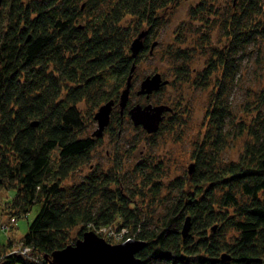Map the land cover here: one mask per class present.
I'll return each mask as SVG.
<instances>
[{
    "label": "trees",
    "instance_id": "obj_1",
    "mask_svg": "<svg viewBox=\"0 0 264 264\" xmlns=\"http://www.w3.org/2000/svg\"><path fill=\"white\" fill-rule=\"evenodd\" d=\"M179 1L0 0V191H15L7 202L14 218L41 205L22 238L37 260L9 254L12 245L0 252V264H49L54 252L77 241L71 230L78 225L79 237L89 229L105 240L102 228H129L124 241L146 242L136 255L140 264H264L263 112L244 128L252 140L240 159L221 164L223 127L231 113L224 98L227 84L245 49L264 39V0H233L234 9L222 21L228 41L213 46L202 72L194 75L188 64L184 39L168 47L169 57L179 62V79L186 75L212 87L207 119L216 136L210 138L209 130L194 148L191 176L173 182L177 191L160 221L136 204L134 193L113 188L117 179L100 166L83 180L64 184L90 164L101 142L83 136L96 110L119 101L133 64L137 67L151 51V40L164 23L161 11ZM192 14L206 18L210 27L220 9L201 0ZM128 17L132 20L124 25ZM144 26L149 32L134 58L131 44ZM204 35L198 38L200 47L210 44ZM150 183L158 197L161 184ZM187 217L191 229L184 238ZM223 254L230 261H223Z\"/></svg>",
    "mask_w": 264,
    "mask_h": 264
},
{
    "label": "rangeland",
    "instance_id": "obj_2",
    "mask_svg": "<svg viewBox=\"0 0 264 264\" xmlns=\"http://www.w3.org/2000/svg\"><path fill=\"white\" fill-rule=\"evenodd\" d=\"M200 1L180 0L179 3L161 11L164 23L157 29L156 38L151 40V43H158L153 49V54L144 53L139 59L132 79L128 110L121 115L120 101H117L114 108L115 118L102 137H97L101 142L96 146L90 164L75 170L64 184L81 181L93 171L92 168L100 166V170H110L117 179L116 183H112L113 188L119 187L126 195L134 193L136 204L142 206L146 213L152 212L155 223L161 220L166 206L171 201L169 196L177 191L172 185L173 182L178 178L191 176L189 166L195 162L192 158L194 148L206 138L209 130L211 131L207 115L211 107L212 87L198 85L194 78L189 79L186 75L181 76L180 80L175 72L179 62L169 57L168 47H175L177 38L184 39L182 46L189 48L188 64L192 67L194 75L207 69L208 54L213 46L217 47L228 41L222 21L224 15L227 16L236 5L233 0H205L220 9V17H211V26L207 27L206 18L192 14V8L198 6ZM131 20L132 18L128 17L123 24L126 25ZM144 30H147L146 26L141 32ZM203 35L209 37L210 44L200 47L198 38ZM151 48L150 46L149 49ZM205 48L208 51H204ZM155 73L162 74L163 79L169 81L168 84L149 98L138 95L142 80ZM224 98L231 113L223 127L226 142L221 153V164L240 159L246 143L252 140L244 128L252 124L261 112L264 114V39L252 43L242 53L238 71L228 82ZM136 103L167 104L172 108L171 112L166 113L162 129L160 128L154 136L147 133L142 126H135L130 118L128 111ZM83 105V108L87 106L86 103ZM97 129L98 123L93 120L83 136L94 137ZM212 136H216L215 130L210 133V138L213 139ZM144 163L147 166H143ZM158 165L159 171L156 170ZM150 181L159 183L158 186L161 184L158 197H153ZM141 190L145 192L144 197L140 193ZM14 195L15 191H0V252L8 250V246L15 245V248H18L22 245V238L26 236L31 223L41 211V205L37 204L27 215L14 218L7 204ZM80 230L81 225L71 230L73 240L81 238L78 236ZM128 231L129 228L127 230L125 227L108 226L107 241L113 244L122 243Z\"/></svg>",
    "mask_w": 264,
    "mask_h": 264
},
{
    "label": "water",
    "instance_id": "obj_3",
    "mask_svg": "<svg viewBox=\"0 0 264 264\" xmlns=\"http://www.w3.org/2000/svg\"><path fill=\"white\" fill-rule=\"evenodd\" d=\"M237 1V0H234ZM148 30L142 31L138 37L132 42V55L136 58L143 50V42L148 35ZM157 41L152 44L150 53L157 46ZM136 65L133 64L130 75L128 77L127 86L120 96V112L123 114L125 108L128 106L130 99L133 73ZM168 80L163 79L162 74L155 73L145 77L138 90V95H144L149 98L151 94L160 90L161 87L168 84ZM114 101L106 102L101 105L95 113V120L98 123V129L94 136L100 137L103 135L106 127L110 124L111 114L115 106ZM172 108L167 104L153 105L151 103L141 104L137 103L132 106L128 113L135 126H142L143 129L153 134L159 131L163 123L166 113L171 112ZM33 125H37L34 123ZM194 164L189 166L191 173ZM191 229V218L187 217L182 234L187 237ZM146 246L145 241L128 239L119 244H112L99 236L95 231L90 230L83 233L80 239L76 242L66 246L63 249L57 250L49 259V264H140V259L136 256ZM48 258V257H46ZM223 261H230V256L222 255Z\"/></svg>",
    "mask_w": 264,
    "mask_h": 264
},
{
    "label": "built area",
    "instance_id": "obj_4",
    "mask_svg": "<svg viewBox=\"0 0 264 264\" xmlns=\"http://www.w3.org/2000/svg\"><path fill=\"white\" fill-rule=\"evenodd\" d=\"M15 219L13 218V221ZM106 230L107 228L104 227L102 228L101 230H99V233H104L105 237H106ZM107 238V237H106ZM124 239V238H123ZM14 248H11L8 253L9 254H12L14 252H20L21 254H23L25 257L27 258H33L35 260H37V257L33 256L32 255V252H31V248L30 247H27L25 246L24 244L20 245L18 248H15V245L13 246Z\"/></svg>",
    "mask_w": 264,
    "mask_h": 264
},
{
    "label": "flooded vegetation",
    "instance_id": "obj_5",
    "mask_svg": "<svg viewBox=\"0 0 264 264\" xmlns=\"http://www.w3.org/2000/svg\"><path fill=\"white\" fill-rule=\"evenodd\" d=\"M117 104H115V106H116ZM115 106H114V108H115ZM113 114H114V109H113V111H112V114H111V120H110V124L106 127V128H109V126L111 125V123H112V116H113ZM120 114L121 115H123L121 112H120ZM106 130V129H105ZM105 132V131H104ZM104 134V133H103ZM100 137H102V136H100Z\"/></svg>",
    "mask_w": 264,
    "mask_h": 264
}]
</instances>
